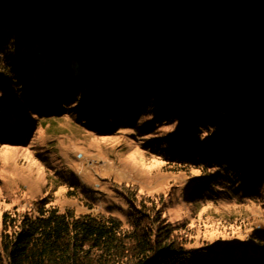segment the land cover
Returning <instances> with one entry per match:
<instances>
[{
  "label": "trees",
  "instance_id": "obj_1",
  "mask_svg": "<svg viewBox=\"0 0 264 264\" xmlns=\"http://www.w3.org/2000/svg\"><path fill=\"white\" fill-rule=\"evenodd\" d=\"M41 64L54 88L103 90L121 109L168 96V111L211 128L223 169L264 173V0H0V87L31 85ZM115 191L126 223L46 199L2 213L0 264H203L163 194Z\"/></svg>",
  "mask_w": 264,
  "mask_h": 264
},
{
  "label": "rangeland",
  "instance_id": "obj_2",
  "mask_svg": "<svg viewBox=\"0 0 264 264\" xmlns=\"http://www.w3.org/2000/svg\"><path fill=\"white\" fill-rule=\"evenodd\" d=\"M44 70L33 65L31 85L0 87V218L35 214L46 199L126 223L130 210L115 188L136 184L164 195L167 218L187 229L203 264H264V173H230L237 161L223 169L211 158V128L168 111V96L121 109L103 90L54 88Z\"/></svg>",
  "mask_w": 264,
  "mask_h": 264
}]
</instances>
